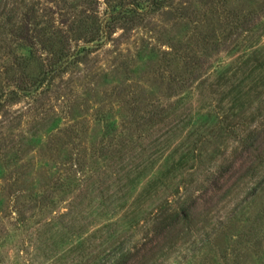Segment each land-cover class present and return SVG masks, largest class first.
I'll return each mask as SVG.
<instances>
[{
  "label": "rangeland",
  "instance_id": "obj_1",
  "mask_svg": "<svg viewBox=\"0 0 264 264\" xmlns=\"http://www.w3.org/2000/svg\"><path fill=\"white\" fill-rule=\"evenodd\" d=\"M263 128L264 0H0V264H264Z\"/></svg>",
  "mask_w": 264,
  "mask_h": 264
},
{
  "label": "trees",
  "instance_id": "obj_2",
  "mask_svg": "<svg viewBox=\"0 0 264 264\" xmlns=\"http://www.w3.org/2000/svg\"><path fill=\"white\" fill-rule=\"evenodd\" d=\"M159 1H164V0H159ZM17 28L20 29L21 37L23 39L29 41L32 44L31 45L32 49H34V51H36L37 50L36 42L35 41L33 42V40L31 39V36L29 34V28H27V25L18 26ZM59 55L60 56L58 57V59L56 58L52 61L47 62V69L40 72V74L36 77L32 76L31 82H29L25 86H17V87H19L18 89H21L24 93H30L31 91L35 92V91L39 90L40 87L44 86L47 81L49 82L50 76H52L53 74H55L58 71H61L63 68H66L67 66H69L70 63L67 60L68 54L67 53H61ZM20 59L22 61H17V65L19 67H21L23 65V63L26 62L25 57L21 56ZM11 92L12 93L17 92V89H13ZM263 134H264V128L263 129H257V130L255 129L245 139L246 140L245 152L247 154H249L247 157V160L250 161L251 163H253L256 160V158L259 154L257 151H259V148L262 145ZM244 162H243V164H244ZM219 172H221V171H219ZM219 176H220V174H219ZM189 210H190V207L185 204L181 208L180 213L176 214V216H178V217L184 216L183 218H187L190 215ZM174 218H175V216H174Z\"/></svg>",
  "mask_w": 264,
  "mask_h": 264
}]
</instances>
